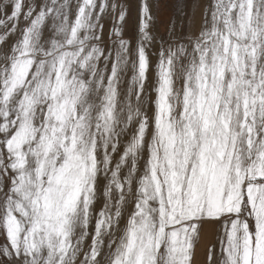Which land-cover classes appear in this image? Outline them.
Masks as SVG:
<instances>
[{
  "label": "snow or ice",
  "instance_id": "6c2138e0",
  "mask_svg": "<svg viewBox=\"0 0 264 264\" xmlns=\"http://www.w3.org/2000/svg\"><path fill=\"white\" fill-rule=\"evenodd\" d=\"M0 264H264V0H0Z\"/></svg>",
  "mask_w": 264,
  "mask_h": 264
}]
</instances>
